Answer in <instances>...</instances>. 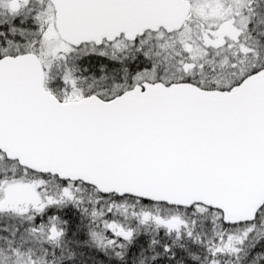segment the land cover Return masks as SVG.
I'll use <instances>...</instances> for the list:
<instances>
[{
	"label": "snow or ice",
	"instance_id": "snow-or-ice-1",
	"mask_svg": "<svg viewBox=\"0 0 264 264\" xmlns=\"http://www.w3.org/2000/svg\"><path fill=\"white\" fill-rule=\"evenodd\" d=\"M0 264H264V0H0Z\"/></svg>",
	"mask_w": 264,
	"mask_h": 264
}]
</instances>
